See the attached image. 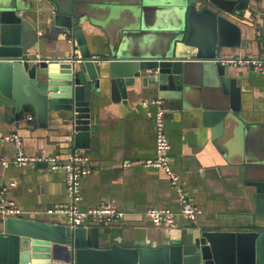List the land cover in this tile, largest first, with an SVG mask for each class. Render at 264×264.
<instances>
[{
  "label": "crops",
  "instance_id": "1",
  "mask_svg": "<svg viewBox=\"0 0 264 264\" xmlns=\"http://www.w3.org/2000/svg\"><path fill=\"white\" fill-rule=\"evenodd\" d=\"M52 3V0H0V9H18L33 23L38 50L31 48V55L80 56L76 41L68 40L74 39L73 35L63 33L56 40L48 35L49 18L54 13ZM78 3L84 6L81 10L86 20L81 27L89 49L102 59L109 52L130 57H162L168 50L166 35L180 28L184 18L188 27L186 0H78ZM246 15L249 19H240L247 29L243 38L248 41V31L253 32L260 37L263 47L252 43L246 48H227L223 58L238 54L264 57L262 29L258 27L264 24V0H252ZM191 21L199 35L211 28L194 14ZM230 69L239 77L244 100V118H237L235 128L226 123L224 135L213 137V127L204 124L202 112L187 100L165 101V128L173 170L184 183L190 200L204 211L197 223L211 229L246 230L252 229L248 214L255 195L254 188L246 182L254 177L255 169H264L261 168L264 167V72L244 66ZM141 71L144 75L152 74L150 69ZM102 80L100 94H92L97 129L92 132L90 148L80 149L89 155L93 168L82 180L80 207L108 204L124 213L117 222L99 225L102 236L109 235L110 240L146 239L149 246L153 242L161 244L165 239L171 244L183 242L193 222L178 216L174 227L160 228L145 215L146 210L154 207L180 209L177 193L166 173L134 164L156 156V126L148 116L153 108L144 102L158 98V93L143 88L138 78L136 86L128 87L126 99H114L107 79ZM209 85L214 86L209 95L220 96L219 85ZM0 114L6 115L0 123V135L18 132L26 154L67 156L68 149L56 144L60 131L39 127L27 119L30 113L17 122L7 108L0 107ZM15 156L11 143L0 144V183H7L8 197L23 208L25 217L68 221L65 215L46 212L67 203L64 171L51 170L45 162L19 166L14 163ZM10 183L14 186L10 187Z\"/></svg>",
  "mask_w": 264,
  "mask_h": 264
},
{
  "label": "water",
  "instance_id": "2",
  "mask_svg": "<svg viewBox=\"0 0 264 264\" xmlns=\"http://www.w3.org/2000/svg\"><path fill=\"white\" fill-rule=\"evenodd\" d=\"M251 1L186 0L187 31L168 42L162 57L109 52L100 62L92 58L78 0H52L48 35L55 40L63 33L74 36L80 56L68 58L31 55V48L38 50L33 23L18 9H0V107L9 109L16 122L30 113L29 121L60 131L56 144L65 146L68 155L91 146L97 129L92 94H100L102 79L114 99H126L128 87L139 78L143 88L167 102L189 101L202 112L204 124L213 127V137H222L226 123L233 129L237 118H244L242 87L231 65L221 61L224 50L252 43L263 47L253 32L248 31V41L243 38L247 29L240 19H249ZM193 14L211 25L204 35L197 34ZM258 27L264 40V24ZM146 69L152 74L144 75ZM212 83L221 88L220 96L209 95ZM5 118L0 114V123ZM246 183L255 191L248 214L252 229L219 230L193 222L183 242L165 239L149 246L146 239L110 240L99 226L0 217V264H264V169H255Z\"/></svg>",
  "mask_w": 264,
  "mask_h": 264
},
{
  "label": "built area",
  "instance_id": "3",
  "mask_svg": "<svg viewBox=\"0 0 264 264\" xmlns=\"http://www.w3.org/2000/svg\"><path fill=\"white\" fill-rule=\"evenodd\" d=\"M67 36V35H66ZM74 43V39L68 37ZM95 62H100L102 58L98 55L92 56ZM223 64L231 66H244L255 68L264 72V57H255L244 54L221 59ZM149 106L148 116L156 126V156L134 162L146 168H158L163 170L170 180V184L177 193L180 202V209L174 210L169 207H154L146 210L145 215L150 218L153 224L160 228H171L176 225L177 217L180 216L188 222H197L203 214V209L195 205L189 198L188 192L181 182L180 176L173 170L170 156L171 144L165 128V100L161 97L150 99L144 102ZM11 143L16 156L14 163L19 166L36 165L45 162L51 170H62L65 173V187L67 193V203L58 207L48 208L49 214L65 215L71 226L90 227L99 226L103 223H114L124 217V213L112 205L103 204L86 209L80 207L82 200L81 183L84 177L93 172L90 166L89 155L80 149H72L66 158L60 155L37 156L26 154L23 149V140L18 132L0 135V144ZM10 187L14 183L9 184ZM26 212L8 197L7 183H0V217H25ZM31 264V263H30Z\"/></svg>",
  "mask_w": 264,
  "mask_h": 264
},
{
  "label": "rangeland",
  "instance_id": "4",
  "mask_svg": "<svg viewBox=\"0 0 264 264\" xmlns=\"http://www.w3.org/2000/svg\"><path fill=\"white\" fill-rule=\"evenodd\" d=\"M62 1H65V0H62ZM186 22H187V20L184 18V20H183V24H182V26L180 27V28H177L176 30H174V32H172L171 34H167L166 36V40H164L165 41V43H167V42H169V41H171L172 40V38H176V37H178V35L180 34V33H182V32H186L187 30H186V27H185V24H186ZM161 38V37H160ZM163 43V42H162ZM162 43L160 44V45H162Z\"/></svg>",
  "mask_w": 264,
  "mask_h": 264
}]
</instances>
